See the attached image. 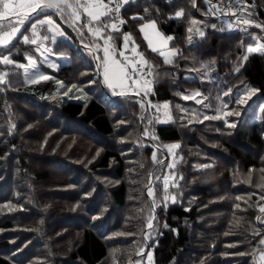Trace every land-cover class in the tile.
Listing matches in <instances>:
<instances>
[{
    "label": "trees",
    "instance_id": "trees-1",
    "mask_svg": "<svg viewBox=\"0 0 264 264\" xmlns=\"http://www.w3.org/2000/svg\"><path fill=\"white\" fill-rule=\"evenodd\" d=\"M158 1L123 0L118 31L111 14L74 24L45 9L21 28L35 44L0 46L13 61L0 62V264H264V51L247 50L264 44V0H239L244 28L171 0L184 26L171 63L138 29ZM48 18L63 35L45 24L32 37ZM103 45L142 53L148 84L109 88Z\"/></svg>",
    "mask_w": 264,
    "mask_h": 264
},
{
    "label": "snow or ice",
    "instance_id": "snow-or-ice-1",
    "mask_svg": "<svg viewBox=\"0 0 264 264\" xmlns=\"http://www.w3.org/2000/svg\"><path fill=\"white\" fill-rule=\"evenodd\" d=\"M124 2L126 3L127 0H124ZM207 2L208 0H206V3ZM113 4L116 5L115 11L119 12L120 4L117 3L116 0H107V2H105V0H0V46L7 47L13 41V39L17 37L18 34L22 36L25 43L35 44L36 39L24 35L21 32V28L26 24V22L31 21L32 14L38 11L43 12L45 9H54L58 10L60 13H63L65 9H69L71 10L70 18L75 24L80 20L81 10L87 15V17L90 18L91 21H100L101 17L110 16L113 11ZM211 7H216V5H211ZM17 13H19V15H17ZM182 14V12L176 13L177 16H180ZM195 23L196 21H193V24ZM244 23L247 24L249 23V21L245 20ZM45 24L49 25L50 31L54 30L57 35H63V33L59 31V26L55 25V22L51 18H48L39 20L38 23L30 24L32 37L38 36L37 28ZM107 27H109V25L104 24L103 21H101V26L93 32V35L101 36L102 30ZM111 27L114 30L118 31L115 24H112ZM148 27L155 28V23L153 22L152 24L148 25ZM213 27H215V25H213ZM89 31H92V29L89 28ZM141 31H143V29H141ZM189 31L191 32L192 29L190 28ZM200 35L203 36L204 33L200 32ZM43 39H48V37L45 36L43 37ZM111 39V36H108L105 40V43H109ZM130 39L131 37L129 35L124 36L126 45ZM167 39L171 40L172 37H168ZM53 42H55V37H53ZM164 44L166 45V41L164 42ZM149 46L151 47V50L153 52L157 51V48L155 46H152L151 41H149ZM259 48L260 50L264 51V44L260 45ZM248 50L249 52H251L254 49L249 48ZM37 51H39V48H37ZM104 52V80L107 86L114 90L116 88H123L126 81L128 80H132V83L135 84L137 81L133 77L138 76L141 73V70L145 67H150L143 54L137 52L135 48L132 49V52L135 56L139 57V68H137L135 61H128L127 57H124V61L126 63H122L121 61L114 59L110 64L108 59V48H105ZM159 54L165 57V63H171L169 56L175 55L176 53L170 52L166 55L165 52L160 51ZM119 55L124 56V53L120 52ZM0 62L4 64L13 63V61L7 56H4L2 60H0ZM129 63L131 64V69L128 68ZM29 64H31L33 67L35 66L34 61H32L31 59L29 60ZM18 67H24V65H18ZM41 78L47 79L48 77ZM0 82H3V77H0ZM250 91L254 94L255 90ZM227 94L228 93H225V95ZM198 95H200V93L198 92L191 94L192 97ZM189 98L191 97L184 96V99ZM197 102L200 103L201 101ZM236 102H239L241 104L246 103V101H244L243 99L234 101V103ZM163 107L167 108V103L164 104ZM235 114L239 115L238 112H236ZM172 147H178V145H173ZM165 187H167V180H165ZM148 194L153 195L151 188L148 189ZM261 211L264 212V208H261ZM260 243L264 245V240H261ZM260 259L264 260V252L260 253Z\"/></svg>",
    "mask_w": 264,
    "mask_h": 264
},
{
    "label": "rangeland",
    "instance_id": "rangeland-1",
    "mask_svg": "<svg viewBox=\"0 0 264 264\" xmlns=\"http://www.w3.org/2000/svg\"><path fill=\"white\" fill-rule=\"evenodd\" d=\"M168 3L171 4V6H173V8H171L169 11H165V7L166 5H168ZM155 6H156V9L158 10V20H157V24L159 26V28L162 30V31H168V33L166 34L167 38L171 35L172 36V39L171 40H168L170 43L168 44V46L161 50L163 52H165V54L167 55L168 53H174L176 50H175V45L179 48V49H183L184 45H183V40H184V26L182 25V23L180 22L179 20V17L180 16H177L176 13L177 12H181V9L179 6H176L174 4L173 1L171 0H159L158 2H155ZM227 28V27H226ZM54 31V30H53ZM230 40H233V39H230ZM213 44L216 43L217 41V38L213 37L211 38L210 40ZM172 43V44H171ZM262 45V41L259 39V38H255L254 42L249 45L247 47V50L249 48H252L254 49L253 51H262L260 50L259 46ZM106 47L103 45V55H105V52H104V49ZM160 52V51H159ZM123 53H124V56L123 57H129L130 58V54L128 56H126V50H123ZM160 55V54H159ZM171 56H169L170 58ZM161 58L163 60H165V57L161 55ZM132 60L137 63H139V60L137 59V56L135 55H132ZM43 64L45 65H48L50 67H56V65L54 64V61L52 59V57H45V59L43 60ZM138 68V67H137ZM33 70L35 69H30L28 72V74H31V78L35 77L34 76V73L32 72ZM37 77H45V76H48L46 73H43V74H40V75H36ZM137 82L135 84L132 83V80H128L130 86H124L123 88H116V90L118 92H124V93H127L130 89H133L134 88V91L136 92L137 90H141L142 89V86H146L148 83H147V80L145 79H140L139 75L136 76V77H133ZM28 79V78H27ZM140 83V84H138ZM146 258H149V253L148 255L146 256Z\"/></svg>",
    "mask_w": 264,
    "mask_h": 264
},
{
    "label": "built area",
    "instance_id": "built-area-1",
    "mask_svg": "<svg viewBox=\"0 0 264 264\" xmlns=\"http://www.w3.org/2000/svg\"><path fill=\"white\" fill-rule=\"evenodd\" d=\"M123 0H116L117 3H122ZM142 1V0H136ZM205 5L210 10V15L218 20L223 21L225 24L229 25L231 28H244L247 26H254V24L248 19L244 18L239 14V0H203ZM211 5H216V7H211ZM115 4L112 5L113 11L111 15L115 19V25H120L119 12L115 11ZM248 20L249 23L245 24L244 21Z\"/></svg>",
    "mask_w": 264,
    "mask_h": 264
},
{
    "label": "crops",
    "instance_id": "crops-1",
    "mask_svg": "<svg viewBox=\"0 0 264 264\" xmlns=\"http://www.w3.org/2000/svg\"><path fill=\"white\" fill-rule=\"evenodd\" d=\"M105 2H107V0H105ZM65 10L68 13L69 19H71L70 18L71 10H69V9H65ZM17 15H19V13H17ZM81 16L87 17V15L85 13H83L82 10H81ZM87 18H89V17H87ZM153 22L155 23V28L148 27V25L152 24ZM138 29H139V32H140V34H141L144 42L146 43L147 47L149 49H151V47L149 46V41H151L152 42V46H155L157 48V51L156 52L158 54H159V51L165 49L168 46V44L170 43L168 41V39H167V36H166V34L168 33V31H162L159 28V26L157 24V21H154L153 19H149V20L143 21L142 23H140L138 25ZM141 29H143V31H141ZM168 35H169V33H168ZM169 37H172V36L170 35ZM165 41H166V45L164 44ZM174 47H175V50H183V49H179L176 45ZM108 59H109V63L110 64H111V61L114 60V59L115 60H119L122 63H126L124 61V58L123 57H122V59L121 58L118 59V58H116L114 56H108ZM128 61H133L132 60V57H130V58L128 57ZM103 65L101 67V76L103 78V81L105 82V80H104V67H103ZM128 68L131 69V64L130 63L128 64ZM124 86H130L129 82L126 81V83H125Z\"/></svg>",
    "mask_w": 264,
    "mask_h": 264
},
{
    "label": "water",
    "instance_id": "water-1",
    "mask_svg": "<svg viewBox=\"0 0 264 264\" xmlns=\"http://www.w3.org/2000/svg\"><path fill=\"white\" fill-rule=\"evenodd\" d=\"M96 69V68H95Z\"/></svg>",
    "mask_w": 264,
    "mask_h": 264
}]
</instances>
